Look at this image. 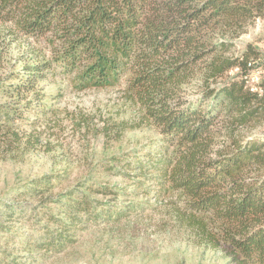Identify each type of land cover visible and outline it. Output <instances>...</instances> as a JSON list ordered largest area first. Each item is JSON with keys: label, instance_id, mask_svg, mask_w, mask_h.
<instances>
[{"label": "trees", "instance_id": "1", "mask_svg": "<svg viewBox=\"0 0 264 264\" xmlns=\"http://www.w3.org/2000/svg\"><path fill=\"white\" fill-rule=\"evenodd\" d=\"M258 19L264 0H0V44L23 36L50 49L0 80V152L38 128L50 110L37 85L57 77L77 91L125 79L143 123L158 131L146 148L99 162L128 183L122 190L88 178L53 197L65 177L46 174L25 183L13 205L0 202V231L1 221L31 210L19 198L44 197L58 214L46 216L48 226L36 222L40 236L24 251L59 254L76 225L118 222L142 204L114 208L119 198L153 196L176 206L198 246L222 251L228 264H264V138L236 134L264 123V79L252 82L262 57L252 44L236 52L232 43Z\"/></svg>", "mask_w": 264, "mask_h": 264}, {"label": "rangeland", "instance_id": "2", "mask_svg": "<svg viewBox=\"0 0 264 264\" xmlns=\"http://www.w3.org/2000/svg\"><path fill=\"white\" fill-rule=\"evenodd\" d=\"M232 43L236 52L248 44L260 52L262 58L256 63V79L252 82L264 79V19H258ZM0 50V80L15 66L50 55L45 40L23 36L17 41L7 38V42H1ZM196 82L189 87L192 94L198 90ZM37 89L46 98L42 106L50 111L41 117L38 128L27 129L21 146L0 152V202L13 205L12 200L18 198L25 183L50 173L65 177L54 183L53 197L88 178L92 183L117 186L119 191L128 185L123 179L106 176L99 162L146 148L158 131L143 123V109L129 96L125 79L115 88L77 91L68 78L57 77L38 83ZM38 105L34 103V107ZM121 123H126L123 131ZM236 134L264 138V123L241 128ZM43 198H19L24 205L30 204L31 210L20 220L1 221L6 230L0 231V249L4 252L0 254V264H7V257L21 263L28 261L27 264H228L222 251L195 243L176 219L175 205L156 201L153 196L119 198L114 208L126 209L132 202L142 204L118 222L76 225L68 235L72 241L62 253H26V242L40 236L36 222L40 219L42 226H48L46 216L58 214L55 206H42ZM103 200L109 204L111 199Z\"/></svg>", "mask_w": 264, "mask_h": 264}, {"label": "bare ground", "instance_id": "3", "mask_svg": "<svg viewBox=\"0 0 264 264\" xmlns=\"http://www.w3.org/2000/svg\"><path fill=\"white\" fill-rule=\"evenodd\" d=\"M257 75H258V73L255 74V76H257ZM254 79H256V77H254L253 80H254Z\"/></svg>", "mask_w": 264, "mask_h": 264}]
</instances>
